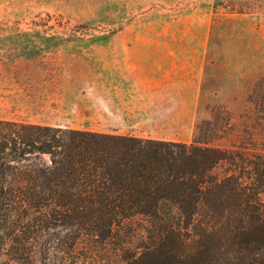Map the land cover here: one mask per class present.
<instances>
[{
  "label": "trees",
  "instance_id": "obj_1",
  "mask_svg": "<svg viewBox=\"0 0 264 264\" xmlns=\"http://www.w3.org/2000/svg\"><path fill=\"white\" fill-rule=\"evenodd\" d=\"M140 225L105 264H264V153L0 119L10 264H75L83 240Z\"/></svg>",
  "mask_w": 264,
  "mask_h": 264
},
{
  "label": "rangeland",
  "instance_id": "obj_2",
  "mask_svg": "<svg viewBox=\"0 0 264 264\" xmlns=\"http://www.w3.org/2000/svg\"><path fill=\"white\" fill-rule=\"evenodd\" d=\"M20 30L38 32L29 36ZM36 40H55L48 49L61 61L30 74L36 85L29 96L37 107H4L20 104L5 102L3 97L16 96L8 85L22 76L31 79L7 56ZM128 44L206 48L212 76L203 100L182 102L178 123L152 127L153 132L111 134L264 153V0H0V119L87 130L142 128L113 124L106 103L94 100V85L88 89L86 84L98 81L99 56L106 47ZM146 236L143 225L115 229L106 244L83 240L70 260H119L124 246L136 249ZM3 250L0 264H10L12 256ZM36 257L35 264H55L56 256ZM23 258V264H32L30 256Z\"/></svg>",
  "mask_w": 264,
  "mask_h": 264
},
{
  "label": "crops",
  "instance_id": "obj_3",
  "mask_svg": "<svg viewBox=\"0 0 264 264\" xmlns=\"http://www.w3.org/2000/svg\"><path fill=\"white\" fill-rule=\"evenodd\" d=\"M36 36V30H20ZM40 36V35H37ZM27 50H21L7 56L18 63V72L31 74L36 68L43 69L46 63L55 59L61 61L60 54L50 51L55 40H36L23 43ZM99 56V73L97 82H86L96 97L94 100L106 103L109 117L115 125L141 126L139 129L90 130L104 133L119 132H153L152 127L178 123L182 102L203 100L209 90L208 79L212 76L205 60L206 48L197 46H178L165 44H128L106 47ZM69 63L72 59L68 60ZM14 80L8 86L15 93L13 98L3 97L5 102L20 104L4 105L12 108H33L34 100L30 98L31 86L36 81ZM50 81V80H49ZM94 85V87H90ZM26 95V96H24ZM89 98V97H88ZM91 98V97H90ZM89 98V99H90ZM92 99V98H91ZM93 100V99H92ZM29 123V122H28ZM42 124V123H36ZM54 125L57 124H43ZM145 127V128H143ZM87 130V129H79ZM169 141L175 139L146 137Z\"/></svg>",
  "mask_w": 264,
  "mask_h": 264
}]
</instances>
